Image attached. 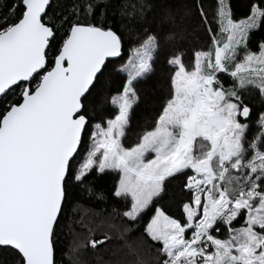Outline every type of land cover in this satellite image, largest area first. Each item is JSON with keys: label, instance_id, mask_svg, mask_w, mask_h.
<instances>
[{"label": "snow or ice", "instance_id": "1", "mask_svg": "<svg viewBox=\"0 0 264 264\" xmlns=\"http://www.w3.org/2000/svg\"><path fill=\"white\" fill-rule=\"evenodd\" d=\"M110 6L0 0V264H62L68 205L108 173L127 224H76L69 264L89 251L94 264H264V40L251 46L264 0L240 18L231 0L211 12L197 0L195 25L190 11L165 7L157 22L156 0H121L117 27ZM166 49L159 111L130 141L139 86ZM178 179L175 216L159 203Z\"/></svg>", "mask_w": 264, "mask_h": 264}, {"label": "trees", "instance_id": "2", "mask_svg": "<svg viewBox=\"0 0 264 264\" xmlns=\"http://www.w3.org/2000/svg\"><path fill=\"white\" fill-rule=\"evenodd\" d=\"M111 6L108 8L109 19L119 27L121 20L119 16V6L121 0H110ZM214 0H202V3L211 12V5ZM157 8L152 13L150 18L155 21H159L162 14L163 8L170 7L172 12L179 18L183 16L185 12L190 11L191 17L189 22L193 25L199 22L198 13L195 11V5L197 0H156ZM234 14L237 18L243 17L248 14V5L250 0H231ZM155 27V23L153 25ZM163 34V33H162ZM264 40V29L258 30L254 33L251 38V46L253 49L257 44ZM201 42L206 43L207 39L203 32H201ZM189 47V45H185ZM167 49L161 53L160 59L156 65L157 71L151 79L142 83L139 87L144 97L143 102L138 108H136L133 122H132V133L129 135V140L135 139V133L140 131L141 128L154 118L155 114L159 111L160 102L165 95V91L168 87V74L171 69L165 63V56L167 55ZM122 61L116 60L108 66L106 72V78L111 82V88L116 89L121 84L123 77L115 72V68L119 66ZM100 86H98L99 89ZM99 92L97 93V95ZM246 102H249L246 100ZM259 100H251L250 107L252 104L259 105ZM105 111H111L110 108H106ZM255 119V117H253ZM97 121H93L96 123ZM255 130V129H253ZM116 175L114 173H108L104 175H94L90 177L93 181L94 190L89 191L87 186L78 189L72 202L68 205L66 209V219H65V229L61 237V243L58 247V258L61 259L62 264H69L70 255L69 248L71 247L73 235L72 230L80 231L76 228V224L85 223L91 226V222H99L101 218L108 219L112 223H124L127 221L121 220L113 215V208L118 210L124 209V204L119 199L113 198L111 196V191L113 189L114 181ZM183 179V178H180ZM181 198L180 193V180H173L168 186V192L164 195L163 199L160 201L159 206L164 207L169 211L170 214L175 216L180 215L179 202ZM152 211H149L145 215L144 220L138 225L130 234L129 240L135 241L140 237L143 232V227L146 221L150 218ZM102 255L107 258V253L101 250ZM96 254L89 251L85 255V259L90 261V264H94V256ZM154 255V253H153ZM2 258V257H0Z\"/></svg>", "mask_w": 264, "mask_h": 264}]
</instances>
